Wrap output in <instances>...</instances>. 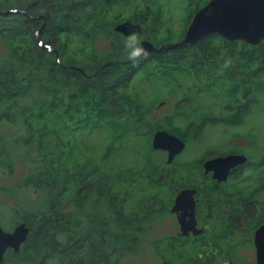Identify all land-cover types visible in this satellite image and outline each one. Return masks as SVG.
<instances>
[{
    "label": "trees",
    "instance_id": "trees-1",
    "mask_svg": "<svg viewBox=\"0 0 264 264\" xmlns=\"http://www.w3.org/2000/svg\"><path fill=\"white\" fill-rule=\"evenodd\" d=\"M132 2L0 0V39L7 45L6 55L0 58V167L12 172L16 156H39V165L22 179L20 185L33 186L44 192L30 199L24 209L16 208L19 222L26 221L30 232L19 250L7 249L2 264H122L127 255L140 250L149 217L154 213L161 214L167 208L161 204L157 209L146 199L127 211L125 195L117 187L120 183L130 184L141 171L152 181L166 179L170 175L168 166L154 164L148 157L141 170L125 167L108 172L91 159L72 160L73 148L66 146L57 128L46 122L38 127L33 125L27 117L29 106L20 103L23 96L35 89L45 94L33 107L39 118L44 119L45 113L58 107L66 114V122L75 128L88 127L90 122L98 125L108 115L118 116L124 111L121 95L126 93L133 74L149 63L154 64L153 68L159 74L169 66H185L196 75L194 77L200 78L199 71L219 64L208 52L211 40L215 39L224 43L237 41L245 48L238 56L233 53L228 65L221 70L226 77H237L223 92L225 105L233 110L221 118L211 117V122L239 124L253 108L264 104V39L258 44H250L215 33L195 43L147 52L138 59L127 61L138 54L139 40L132 35H122L103 16L110 3L128 5ZM137 13L140 15L141 12ZM144 13V20L150 16L155 20L160 17L159 11L152 8ZM194 13L189 14L187 25ZM55 31L76 33L82 36L84 45L91 47L99 34L112 37L110 60L115 61L103 68L98 64L91 72L84 65L85 72L64 67L58 55L65 62L66 43L61 42V36ZM37 36L49 46L40 43ZM183 36L184 32L181 38ZM161 44L164 43L157 45ZM244 58L246 60L241 61ZM124 64L126 68H122ZM138 105L134 111L139 120L138 132L146 126L153 135L156 128L164 127L188 140L201 137L209 122L206 118L199 122L191 120L185 127L171 124L169 117L150 122L147 117L153 104ZM19 117L26 126V134L8 137L4 120L14 122ZM69 199L75 208L64 210ZM160 245L161 242H155L157 251H160ZM216 258L209 253L203 261L198 256L180 264H213Z\"/></svg>",
    "mask_w": 264,
    "mask_h": 264
},
{
    "label": "rangeland",
    "instance_id": "rangeland-1",
    "mask_svg": "<svg viewBox=\"0 0 264 264\" xmlns=\"http://www.w3.org/2000/svg\"><path fill=\"white\" fill-rule=\"evenodd\" d=\"M208 0H133L128 5L109 4L105 7L104 20H108L114 28L118 22L130 19L142 23L141 31L129 35L139 40L137 53L140 52L143 39H150L154 43L176 42L185 33L188 16L203 6ZM159 11L160 17L144 20L147 9ZM140 11V15L137 13ZM144 11V12H143ZM142 14V15H141ZM55 16V15H54ZM56 19H53L55 22ZM64 45V61L78 63L93 71L98 64H103L112 58L113 38L99 34L93 47L82 42V36L76 33H60ZM230 39V38H229ZM127 40V39H126ZM234 40V39H232ZM208 52L219 64L205 67L199 71L196 78L185 66L176 68L169 66L159 74L153 68V63L147 64L143 69L136 71L129 82L128 89L120 97V103L130 105L137 103L140 107L153 104L148 114V121L154 122L169 117L171 124L185 127L191 120L199 122L206 118L209 121L198 138H189L186 147L180 152L172 163L167 162V151L155 149L152 146L151 130L143 126L138 132L137 121L134 117L123 111L118 116L108 115L98 125L89 124L88 127L78 129L71 126L62 109L49 110L43 119L37 116L36 107L40 99L45 96L37 89L20 99L21 104H27L28 118L36 127L47 123L50 127L58 129L68 148H73L72 160L84 161L91 159L108 172H115L125 167L141 170L148 157L154 164L168 166L170 177L160 180H150L146 173H137L129 183H120L117 187L125 195V210L129 211L141 204L144 200L154 203L157 209L161 204L167 205L166 210L154 213L145 222L147 232L142 238L141 248L136 253L127 255L122 264H162L167 259L173 264H180L186 259L201 257L202 261L212 252V236L216 232L227 229L226 224L218 225L213 220L207 226V232L199 238H179V223L170 212L169 206L174 188L181 183H195L205 185L204 167L200 164L205 157L218 156V154L241 150L248 154L250 159L257 163L264 156V104L256 106L245 115L239 124H224L211 122V117L221 118L231 111L224 102L225 88L237 77L222 75L228 61L245 47L240 42L224 43L222 40L212 39ZM7 45L0 39V58L6 55ZM240 57V56H239ZM244 58L241 61H245ZM155 61V60H154ZM157 62V60H156ZM125 65V64H124ZM122 68H126L122 66ZM164 101V102H163ZM162 103V104H161ZM138 105V106H139ZM55 111V112H54ZM44 116V115H43ZM5 133L8 137L16 134H26V126L19 117L12 122L4 120ZM154 134V133H153ZM152 148V150H151ZM39 156L33 158L15 157V168L12 172L0 167V225L12 230L19 222V213L30 204L41 192L33 186H21L22 179L39 165ZM263 167L245 168L233 180L222 185L229 188L238 186L245 192L261 186ZM44 194V192H42ZM260 201L264 202V191L258 194ZM17 208V209H16ZM72 200H68L64 210H73ZM261 209V208H260ZM259 211V209H258ZM221 227V228H220ZM218 232V233H219ZM251 233L245 228L233 230L230 237L235 242L231 250V258L218 256L213 264H258L256 249L251 243ZM237 240V241H236ZM155 242H161L156 250ZM167 242V245L165 243Z\"/></svg>",
    "mask_w": 264,
    "mask_h": 264
},
{
    "label": "water",
    "instance_id": "water-1",
    "mask_svg": "<svg viewBox=\"0 0 264 264\" xmlns=\"http://www.w3.org/2000/svg\"><path fill=\"white\" fill-rule=\"evenodd\" d=\"M16 9H10L15 11ZM114 29L129 35L141 31V25L130 19L118 22ZM220 34L225 38L240 39L250 44H258L264 39V0H208L197 9L187 25L184 36L176 42H168L161 45L155 44L150 39L141 41L140 52L129 60H135L147 52H161L173 47L195 43L209 34ZM40 43L49 46L48 42ZM60 63L67 68L78 69L85 72L79 64L64 63L59 55ZM115 60L104 62L100 68L110 65ZM97 72V71H96ZM95 72V73H96ZM152 146L155 149L167 151V162H172L174 157L186 147V140L177 133L166 128L157 129L152 137ZM247 155L243 153H228L208 158L203 165L206 172L213 171V177L224 180L228 177L231 169L240 163L247 161ZM197 187H185L178 192L171 210L176 211L180 223L181 234L188 235L191 230L200 233L203 228L197 227L195 217L196 201L194 193ZM30 226L26 221L18 222L12 230L5 229L0 225V264H2L8 248L19 250L22 243L27 240ZM256 244L258 248L257 262L264 264V224L256 230ZM162 264H170L165 259Z\"/></svg>",
    "mask_w": 264,
    "mask_h": 264
},
{
    "label": "flooded vegetation",
    "instance_id": "flooded-vegetation-1",
    "mask_svg": "<svg viewBox=\"0 0 264 264\" xmlns=\"http://www.w3.org/2000/svg\"><path fill=\"white\" fill-rule=\"evenodd\" d=\"M137 23H139L142 26L141 21ZM136 105L137 103L130 105L125 104L123 110L128 111V113L134 117L135 121H137V125H138L139 120L136 113L134 112L137 108ZM159 128H164V127H158L154 130V132ZM186 144H187V140H186ZM228 153L246 154L241 150H237V151L226 152L218 155H226ZM246 155L248 157L247 161L233 167L228 177L224 180H219L213 177V171L210 170L209 172H206L204 168V173L206 177L205 181H209V183L205 185L195 184L191 182L181 183L182 184L181 186H177L174 188L169 210L176 217L179 223L177 212L171 210L173 204L175 203L176 195L180 190H182L185 187H189V186L197 187V191L194 193V197L196 201L195 217L197 221V227L203 228V231L200 233H194L193 230H191L188 235H183L181 234L180 223H179V235H178L179 238L190 239V238H199V236H204L207 232V226L209 225V223H211L213 220L214 221L216 220L218 222V225L222 226V224H226L227 229H225L222 233L218 231L219 233L216 232L212 236L211 253H213L217 257L220 256L221 258H225L229 260L231 258L230 256L231 250L235 247V242L230 237V235L233 234V230L235 229L245 228L247 232L251 233L249 237L251 243L254 244V247L256 249L255 253L257 259L258 248L255 240L256 230L258 227L264 224V202L259 200L258 194L264 191V175L260 181L261 186L253 188L249 192H245L243 188L238 186H231L229 188L222 186L225 183H228L229 181L233 180L235 176L240 175L239 173L242 172L245 168H250V167L254 168V167H258V165L261 163L264 164V156H262L259 162L255 163L250 159L248 154ZM176 156L174 157V159L176 158ZM211 157L203 158L200 164L203 165L204 161ZM170 176L171 173L169 177Z\"/></svg>",
    "mask_w": 264,
    "mask_h": 264
}]
</instances>
